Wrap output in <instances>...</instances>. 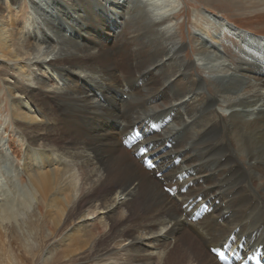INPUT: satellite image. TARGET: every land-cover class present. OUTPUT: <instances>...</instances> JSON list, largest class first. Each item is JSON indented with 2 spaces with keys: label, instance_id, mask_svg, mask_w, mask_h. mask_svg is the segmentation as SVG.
<instances>
[{
  "label": "bare ground",
  "instance_id": "obj_1",
  "mask_svg": "<svg viewBox=\"0 0 264 264\" xmlns=\"http://www.w3.org/2000/svg\"><path fill=\"white\" fill-rule=\"evenodd\" d=\"M134 1L120 11L101 0L0 5V62L14 74L6 85L8 127L28 190V201H20L9 186L0 188V264H75L87 254L94 256L87 264H219L210 248L232 234L250 249L264 246V40L214 17L239 43L230 63L218 45L222 34L213 43L194 39L192 52L212 64L204 71L221 80L210 93L187 60L183 31L172 32L176 17L166 12L157 22L145 9L156 0H139L145 8ZM242 1L229 0L237 11L264 14V0ZM28 5V28L20 29L31 34L23 41L14 30ZM167 117L161 134L146 137L162 181L121 139ZM185 174L188 180L173 183ZM187 184L176 198L164 192ZM198 197L214 211L190 221ZM100 220L108 223L103 231ZM53 239L59 251L44 257Z\"/></svg>",
  "mask_w": 264,
  "mask_h": 264
},
{
  "label": "rangeland",
  "instance_id": "obj_2",
  "mask_svg": "<svg viewBox=\"0 0 264 264\" xmlns=\"http://www.w3.org/2000/svg\"><path fill=\"white\" fill-rule=\"evenodd\" d=\"M101 1L104 4H106L107 8L110 10L112 7H116L120 11V5H122V7L128 5V0H101ZM153 1L155 2V0H153ZM156 1H157V7H155L156 9L154 8V6H149V8H145L144 6H145L146 2H140V1L139 2L142 3V7H144L151 14H153L152 15L153 19H156V18L158 19L157 22L160 21L159 18L164 19V17H162V15H167V13L173 14V15H171V17H176V19L173 20L172 24L170 23L171 26L170 25L169 26L171 28H173L172 32L183 31V36L185 38L183 40V42H184V45L186 46L187 60L194 62L197 68L199 67L198 68L200 71L199 74H202V76L206 79V82H204L203 86L210 93H214V91H215L214 85L220 84L221 80H219L217 78H213V77L210 78V75L207 73V71H204V69H205L204 66H206V65L212 66V64H208L207 62H209V60L207 61L206 59H203L205 57H202V56L196 54V52L193 53L192 50L195 51V49L199 47V43L195 42V40H194L196 37L202 38V39H204V41H208L210 43L211 42L213 43L212 38L218 37V34L220 32V27L218 26V21L215 20L214 17H216L218 19L220 18V20H222L221 16H223V17L229 19L230 21H232L234 24L240 26L242 29H245V30H248V31H251L254 33H258V35L260 37H264V14L262 13L260 16V14H258L260 12H258L256 14L254 13L252 15V13L249 14V13L244 12L242 10L237 11L236 7L234 8L235 3H233L234 6L233 5L232 6L235 9L234 10L233 8H231L232 6H231L229 0L228 1L227 0H217V1L211 2L213 5L210 3H207L208 5L205 3L200 4L196 0H184L185 3H183L180 0H175V4L174 3H172V4L168 3L167 5L165 4L166 0H160L162 3L159 0H156ZM254 1L255 0H252L249 2L252 4V3H254ZM139 2H137V0L134 1V5L140 6L141 4ZM221 2H223V3H221ZM242 2L247 3L246 0L242 1ZM251 4H248V5H251ZM0 5L2 7H6L7 6V0H0ZM168 5H171V6H168ZM210 5H212V7ZM20 6H22V4H20ZM27 7L28 8L25 11L23 10V12H25V14L20 15L19 23H16V27L14 30L16 32L21 33L20 36H22L23 41L26 38H29L30 34H31V33H28L29 32L28 29H26L25 31L20 29L22 24H24L26 26V28H28L27 23L29 22V20H28L27 16H31V15H30V13L29 14L26 13L27 11L30 12V9H29L30 5H28ZM238 9H241V8H238ZM118 10H116V11H118ZM169 10H170V12H168ZM209 10H213V11H209ZM15 11H19V8H17ZM157 11H159V12H157ZM7 14L8 13H5L6 19H8ZM213 14H215V15H213ZM25 16L27 17L26 18L27 20L24 19ZM152 18L150 20H152ZM206 19H210L212 24H208ZM150 20H149V22H150ZM213 22H215L216 24ZM234 28H235V26H234ZM205 29L209 30L207 33L204 32L206 35H204V33H203V30H205ZM222 36L224 39L229 38V36H227V35H222ZM23 41H21V42H23ZM226 44L229 47H231V42L226 41ZM218 45L222 48V51L228 60H229V56L230 57L236 56V55H233L235 50L232 48L231 49L229 48V50H230L229 51L228 47H226L224 45V42L218 43ZM234 45H238V43L234 44ZM232 51H233V53H230ZM39 56H41V54H39ZM183 57L186 58L185 55H183ZM232 61L233 60H231V61L229 60L230 63ZM196 73H198L196 70L192 71V74L195 76H197ZM9 74L14 75V74H12L11 66L9 65V63L0 62V159H1V157H4V156L9 158V160H7V159H4V161L0 160V188H2V186H4V185L9 186L10 189L12 190L15 198H17L20 201L21 200L28 201V190L26 187H23L21 185L22 182H21V175H20L19 171L22 173V171H21L22 169L20 168L21 167L20 162L18 160L14 161L15 159H17L15 157V153L17 152V150H16L17 147L14 148L12 145L13 144L11 141V139H13V137L11 135L12 131H10L11 129L8 127V124L11 121V112H10L9 94L6 90V85H7V82L9 80H12V78L9 77ZM210 79H212V80H210ZM24 84H27L26 80H24ZM64 85H65L64 82H61V81L59 82L60 87H63ZM203 92L206 93L205 91H203ZM206 95H208V93H206ZM218 111L224 116H227V113L229 112L228 110H221L219 108H218ZM14 128H16V127H14ZM122 128H124V127L122 126ZM231 136H232V134H230V137ZM9 145H10V147H9ZM121 147H122V145H121ZM12 148H13V150H12ZM12 159H13V161H12ZM14 171H15V173H14ZM18 173H19V175H17ZM100 188L101 187L96 188L95 192L99 191ZM1 199L2 198L0 197V205H2L3 202L5 201L4 199H2V200ZM36 208H37V206L35 204V207L33 209H36ZM117 216L118 215H116L115 219L117 218ZM21 218L23 219V217H21ZM107 224L108 223L104 221V225H103V222H101V220H100L98 223V230L103 231V228ZM54 240L58 241V239H53L48 244V247L46 248V252L44 253V257H45V255H50V253H52V254L54 253V255H55L59 251L58 247H56L57 241H54ZM189 247L190 246H187L186 248H183V250H189ZM175 248H176V246L172 247V248L170 247L169 252H171ZM93 257L94 256H92L91 254H87L82 259L77 261L75 264H85V263L87 264V262L92 260ZM48 263H52V262L49 261V262H47V264ZM54 263L58 264V261L54 262ZM66 263L67 262L59 263V264H66Z\"/></svg>",
  "mask_w": 264,
  "mask_h": 264
}]
</instances>
